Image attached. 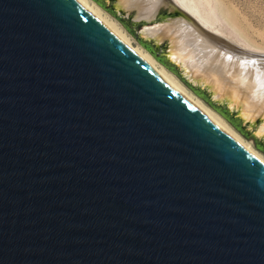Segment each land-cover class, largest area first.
Masks as SVG:
<instances>
[{
	"label": "water",
	"instance_id": "obj_1",
	"mask_svg": "<svg viewBox=\"0 0 264 264\" xmlns=\"http://www.w3.org/2000/svg\"><path fill=\"white\" fill-rule=\"evenodd\" d=\"M0 264H264V166L74 0H0Z\"/></svg>",
	"mask_w": 264,
	"mask_h": 264
},
{
	"label": "bare ground",
	"instance_id": "obj_2",
	"mask_svg": "<svg viewBox=\"0 0 264 264\" xmlns=\"http://www.w3.org/2000/svg\"><path fill=\"white\" fill-rule=\"evenodd\" d=\"M74 1L99 22L155 76L186 99L234 143L264 166V156L249 146V143H245V140H243L238 133L230 129L213 110L194 97V94L193 96L191 92H188L181 86L182 84L180 85L175 81L164 69L160 68L161 66L159 67L150 56L133 46L126 37L122 35L123 33L121 34V31L119 32L117 30L118 28L116 29V27L96 9L97 7L94 8L88 0ZM171 1L172 0H119L120 4L125 7V9L135 7L131 10L136 9V11L140 13L138 18L143 20L149 18L155 19L157 14H159L158 11L161 6L170 5L172 7ZM113 5L112 6L117 10L123 9L119 6L117 7L115 4ZM178 5L181 6L180 4ZM183 8L189 12L185 7ZM192 12H189V14H191L193 18H196ZM177 18L180 19V22H183L185 30H180L179 24L170 25L167 23L160 28H155L156 37L148 32L144 33V36L150 37L153 42L166 39L169 42V52L167 55L172 60L181 62L182 74L185 75V78L190 83L203 87L214 101L234 109L244 121V126L251 128L254 125L255 120L252 115L248 113L249 111H253L257 117H260V125H257L256 133L258 136L264 138V58L262 57L263 59H259L252 54H247L240 50L241 48L239 49V47L229 43L226 39L216 40L214 35L205 29L207 26L199 20V16L195 21L187 20L181 16H177ZM148 28L144 27L142 30ZM218 31L220 35L224 33L221 30ZM228 31L230 32V30ZM214 32L217 33V31ZM224 35L225 34H223V36ZM226 35L228 36L229 34L226 33ZM227 36L225 37L228 38L229 36Z\"/></svg>",
	"mask_w": 264,
	"mask_h": 264
},
{
	"label": "rangeland",
	"instance_id": "obj_3",
	"mask_svg": "<svg viewBox=\"0 0 264 264\" xmlns=\"http://www.w3.org/2000/svg\"><path fill=\"white\" fill-rule=\"evenodd\" d=\"M88 2L94 8L97 7L96 9L102 13V15L112 25H114L116 29L118 28L117 30L119 32L121 31L120 33H123L122 35H124L133 46L150 56V58H152L159 67L161 66L160 68L164 69L175 81H177L180 85L182 84L181 86H183L188 92H191L192 95L194 94V97L202 101L204 105L213 110L214 113H216L230 129H232L235 133H238V135L242 137L243 140H245V143H249V146L264 156V151L259 148L260 144L253 138L251 134L245 131L239 120H231V117L228 113L222 114V112L216 107L212 106L202 94L195 91L189 84L180 78L174 68H170L169 64H167L165 61V58L161 56L162 52L154 47L149 48L154 49V51L160 55L157 58L145 47V43L134 37L133 30L129 28L128 25L120 18L116 17L112 9L113 4L110 2L105 3L102 0H88ZM174 2L180 4L182 7H185L187 10H189V12L193 11L192 14L195 15L194 17L198 18L199 16V20L207 26L205 29L212 33L216 40L219 41L226 39L229 43L239 47V49L241 48L240 50L243 52L252 54L259 59L262 57L264 58V0H174ZM114 4L117 7L119 6L120 8L125 9V7L120 4L119 0H117ZM187 5L191 10L187 7ZM134 8L135 7L126 9L131 10ZM158 13L159 14H157L156 18L168 17L167 20H160L156 24H152V28L142 30L141 33L143 35L144 33L148 32L149 34L156 37L155 28H160L167 23L170 25L179 24V29L185 30V25L183 22H180V19H178L176 16H169V10H167L164 6L160 7ZM139 14L140 13L137 12V18ZM147 20L153 19L149 18ZM217 29L224 32L223 34L225 35L223 36L221 32L220 35ZM228 30H230V32ZM214 31H217V33ZM226 33L229 34V37L226 35ZM168 47L167 53L169 52ZM248 113L252 115L255 120L254 125H256V119L258 118L257 115L253 111H249ZM257 125H260V121L257 123Z\"/></svg>",
	"mask_w": 264,
	"mask_h": 264
},
{
	"label": "trees",
	"instance_id": "obj_4",
	"mask_svg": "<svg viewBox=\"0 0 264 264\" xmlns=\"http://www.w3.org/2000/svg\"><path fill=\"white\" fill-rule=\"evenodd\" d=\"M173 69V68H172ZM259 148L262 150V151H264V147H262V146H259Z\"/></svg>",
	"mask_w": 264,
	"mask_h": 264
}]
</instances>
